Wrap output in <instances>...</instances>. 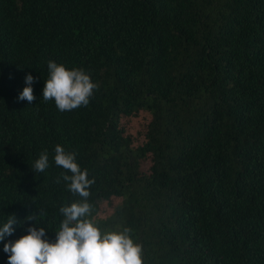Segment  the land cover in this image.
<instances>
[{
    "label": "trees",
    "instance_id": "obj_1",
    "mask_svg": "<svg viewBox=\"0 0 264 264\" xmlns=\"http://www.w3.org/2000/svg\"><path fill=\"white\" fill-rule=\"evenodd\" d=\"M50 60L99 85L87 106L43 100ZM57 144L144 264H264V0H0V227L17 219L0 264L26 216L54 241L81 199L56 182Z\"/></svg>",
    "mask_w": 264,
    "mask_h": 264
},
{
    "label": "clouds",
    "instance_id": "obj_2",
    "mask_svg": "<svg viewBox=\"0 0 264 264\" xmlns=\"http://www.w3.org/2000/svg\"><path fill=\"white\" fill-rule=\"evenodd\" d=\"M34 77L25 76L26 86L17 100L31 104ZM94 83L83 68H68L54 61L48 62V78L43 88V100H54L61 112L72 111L89 104ZM55 165L64 169L56 182H65L68 191L81 199L60 207L62 221L55 240L50 241L44 227L39 226L42 211L25 217L35 224L27 228V234L15 241L4 243L3 251L8 254V264H144L143 245L132 236L130 227L104 231L93 217V205L89 203L90 187L95 183L89 179L88 170H81L76 162V152L66 151L57 144L54 149ZM49 167V153L45 149L32 165V170L43 173ZM70 173V174H68ZM17 224L15 215L9 216L0 227V241L11 236Z\"/></svg>",
    "mask_w": 264,
    "mask_h": 264
},
{
    "label": "rangeland",
    "instance_id": "obj_3",
    "mask_svg": "<svg viewBox=\"0 0 264 264\" xmlns=\"http://www.w3.org/2000/svg\"><path fill=\"white\" fill-rule=\"evenodd\" d=\"M103 206H104L103 207L104 209L100 206H98L97 208L93 207L92 215H93V217H95L97 219L98 223L105 225V224H107L108 221H112L113 219L115 220L116 216L112 213L114 209L108 210L109 207L105 203L103 204ZM127 220H128V218L125 215L123 217V223L126 222ZM123 227H124L123 224L117 226V228H123ZM117 228H106L105 231L115 230ZM133 231H132V234L134 233ZM164 264H171V263L166 261Z\"/></svg>",
    "mask_w": 264,
    "mask_h": 264
}]
</instances>
